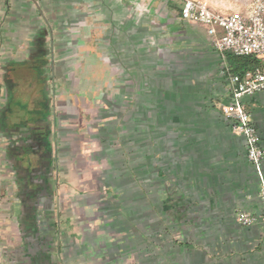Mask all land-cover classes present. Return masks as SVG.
Returning <instances> with one entry per match:
<instances>
[{
    "label": "crops",
    "instance_id": "0c3cea01",
    "mask_svg": "<svg viewBox=\"0 0 264 264\" xmlns=\"http://www.w3.org/2000/svg\"><path fill=\"white\" fill-rule=\"evenodd\" d=\"M13 12V0H0L5 28L13 27ZM180 19L185 46L176 51L183 57L179 73L185 74V92H200L208 77L213 89L223 86L219 99L227 103L231 77L239 74L227 58L234 53L217 50L203 26L182 19L181 9ZM189 25L195 30L189 32ZM8 44L5 40L0 53V264H264L260 183L245 139L233 132L224 114L233 137L218 132L210 143L207 135L185 136V151L199 157L197 171L185 166V213L176 216L181 235L166 230L159 240L151 227L143 233L140 222L129 229L121 223L126 196L141 199L138 170L129 169L134 180L126 184L118 166L108 168V135L95 130L93 116H79L77 89L67 87L63 99L51 95L44 43L36 55L21 59ZM44 58L40 77L45 87L34 90V102L16 103L15 68ZM130 89L121 86L123 105ZM260 98L264 92L246 97L245 104L264 146V117L258 123L253 114L264 109ZM240 210L256 215V221L240 224Z\"/></svg>",
    "mask_w": 264,
    "mask_h": 264
},
{
    "label": "rangeland",
    "instance_id": "374dc122",
    "mask_svg": "<svg viewBox=\"0 0 264 264\" xmlns=\"http://www.w3.org/2000/svg\"><path fill=\"white\" fill-rule=\"evenodd\" d=\"M203 1L215 11L244 13L252 0ZM13 4L14 12L9 14L15 20L13 27L5 28L0 21V53H4L6 40L17 59L31 58L39 43H44L51 95L63 99L67 87L77 89L79 116H93L95 130L108 135V168L118 166L125 183L134 180L129 169L135 166L138 170L135 176L141 181V199L126 196L119 213L125 217L121 223L129 229L140 222L143 233L151 227L158 231L159 240L165 239L166 230L181 235L176 218L185 213V166L197 171L199 161L197 153L185 151V136L207 135L210 143L218 132L232 136L225 129L219 99L223 86L213 89L207 77L200 92H185L189 88L185 74L179 73L183 57L176 51L185 46V22L179 9L183 0H13ZM192 26H188L189 32L199 28ZM36 61L16 69V103L34 102V90L45 87L36 78ZM121 86L131 87L125 92L124 105ZM132 86H136L134 91ZM135 102L142 106L135 107ZM253 114L259 123L264 109H255ZM160 170L163 172L158 174ZM259 197L263 215L261 189ZM170 214L174 216H167ZM237 214L242 225L257 219L244 210ZM243 215L251 223L245 224Z\"/></svg>",
    "mask_w": 264,
    "mask_h": 264
},
{
    "label": "built area",
    "instance_id": "2783aa9c",
    "mask_svg": "<svg viewBox=\"0 0 264 264\" xmlns=\"http://www.w3.org/2000/svg\"><path fill=\"white\" fill-rule=\"evenodd\" d=\"M181 17L203 26L217 50L261 59L262 66L231 77L232 95L223 104L222 111L233 132L245 139L248 160L255 169L264 198V146L245 104L246 97L264 92V0H252L250 8L244 13L219 12L211 9L206 1L183 0ZM242 217L245 224L251 223L248 215Z\"/></svg>",
    "mask_w": 264,
    "mask_h": 264
},
{
    "label": "trees",
    "instance_id": "16d2710c",
    "mask_svg": "<svg viewBox=\"0 0 264 264\" xmlns=\"http://www.w3.org/2000/svg\"><path fill=\"white\" fill-rule=\"evenodd\" d=\"M179 9H181V6H179ZM227 58H228L231 66L233 68V71L236 73H239V74H242V73L246 72L247 70L254 69V68L260 66V60L256 56H253V55L238 56V55H235L232 53H228ZM36 62H37V64H36ZM36 62H35V65H36L35 67L38 70V75L36 76V78L40 81H43L41 79L40 75L42 74L43 65H45L47 63V59H45V58L41 59V60L37 59ZM20 66H17L15 68V70L18 69ZM18 75H19V72L17 74H15L14 78L17 79Z\"/></svg>",
    "mask_w": 264,
    "mask_h": 264
}]
</instances>
